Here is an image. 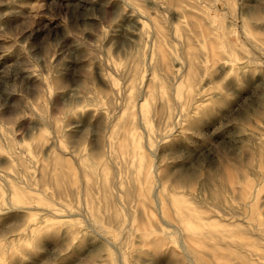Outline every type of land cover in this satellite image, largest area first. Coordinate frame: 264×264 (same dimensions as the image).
Wrapping results in <instances>:
<instances>
[{
	"label": "rangeland",
	"instance_id": "obj_1",
	"mask_svg": "<svg viewBox=\"0 0 264 264\" xmlns=\"http://www.w3.org/2000/svg\"><path fill=\"white\" fill-rule=\"evenodd\" d=\"M123 1L0 0V264H264V0H189L180 16L135 0L190 34L192 101L160 70L164 87L142 92L150 63ZM131 134L142 171L119 148ZM183 201L211 222L200 243L177 227Z\"/></svg>",
	"mask_w": 264,
	"mask_h": 264
},
{
	"label": "bare ground",
	"instance_id": "obj_2",
	"mask_svg": "<svg viewBox=\"0 0 264 264\" xmlns=\"http://www.w3.org/2000/svg\"><path fill=\"white\" fill-rule=\"evenodd\" d=\"M111 1V0H110ZM115 1V0H114ZM117 1V0H116ZM120 1V0H118ZM153 5L159 7V8H162L164 9V11L166 12H170V13H177L179 16L184 14L185 12H189V9H188V6L189 4L192 5V3H189L186 5V3L189 1V0H149ZM197 1V0H196ZM191 2V1H190ZM231 2V0H230ZM124 5L123 9L120 11L123 12V16L125 18H127L128 20H130L131 22H133V26H132V29L130 30L129 32V39L131 42L135 43L137 46H145L146 48V53L148 55V60H149V63H150V73L148 74L147 77L148 80H149V83L147 84V86H145V88H142L140 87V89L142 90V92H146V93H152L154 92L157 87L161 88L164 87V82H162L161 80L164 79L162 78L161 76V79L160 81L157 79L158 78V73L157 71L160 70L161 73L164 75V76H175L177 77V79H179V81H186L187 83V97L191 99L193 98H196V94L195 93V89H194V81H193V70H194V65L196 63V56L194 54V52L191 50V47H192V44L190 42V38L188 33L184 32V38L183 40L181 38H179L177 36V33H176V30L172 27V26H169V28L167 29L168 26H166L164 24V22L160 19V18H157V17H153L152 15L150 14H146L142 8L140 7V5L135 1V0H125L122 2ZM201 4V3H200ZM232 4V2L230 3ZM205 6V5H204ZM228 6V5H227ZM230 7V6H229ZM205 10V9H204ZM192 12V11H191ZM204 12V11H203ZM117 13V12H116ZM193 13V12H192ZM192 13H187V14H190L189 16H191ZM176 14V15H177ZM195 14V13H193ZM169 15V13H168ZM174 15V16H176ZM161 17V16H160ZM178 17V16H177ZM177 17H175V19H177ZM191 18V17H190ZM197 18V17H196ZM166 19V18H164ZM193 19V18H192ZM119 20V18H118ZM190 20V19H189ZM194 20V19H193ZM177 21V20H176ZM184 21V20H183ZM204 21V20H203ZM190 22V21H189ZM197 22V21H196ZM194 22V23H196ZM205 24V22L203 23ZM208 25V23H206ZM197 25V24H196ZM203 27V25H201ZM206 26V25H205ZM193 27V26H192ZM191 27V28H192ZM185 29V28H184ZM204 29V27H203ZM206 29V28H205ZM194 30V29H193ZM208 31V30H207ZM196 34L199 35V33H197V31H195ZM205 32V31H204ZM211 33V32H209ZM201 35V33H200ZM199 35V37H200ZM104 37V36H103ZM259 37V36H258ZM168 38H172L174 40H177L179 42V45H180V48H181V51L184 50V56L183 59H179V57H177L174 52H172L168 46H167V40ZM211 38V37H209ZM207 38V39H209ZM212 40V41H211ZM211 40H208L211 44V42H213V38ZM211 41V42H210ZM170 42V41H169ZM195 43V42H193ZM252 43V42H251ZM214 44V42H213ZM212 46L213 48L215 46ZM139 47V48H140ZM196 47V46H195ZM198 47V46H197ZM211 47V48H212ZM210 48V47H209ZM210 48V49H211ZM212 48V49H213ZM210 51V53H212V50ZM201 50V49H200ZM136 52V51H135ZM140 52V50H139ZM198 53V52H197ZM201 53V52H200ZM216 54V50H214L213 54ZM218 54L217 55H220L219 52H217ZM135 54V53H134ZM214 54V55H215ZM146 55V56H147ZM202 54H200L201 56ZM212 55V54H211ZM213 55V56H214ZM141 56V55H140ZM203 56V55H202ZM223 58L225 56L221 55ZM128 57V56H127ZM138 58V56H136ZM221 57V58H222ZM139 59V58H138ZM215 60L217 58H214ZM135 60V59H134ZM200 60V59H199ZM219 59H217L218 61ZM140 61V59H139ZM216 61V62H217ZM220 61V60H219ZM127 62V61H126ZM243 63V62H242ZM112 64V63H111ZM130 64V63H129ZM247 64V63H246ZM112 66V65H111ZM200 66V65H199ZM246 67V65H245ZM109 68V67H108ZM113 68V67H112ZM228 68V67H227ZM115 70V69H114ZM137 71V70H136ZM129 72V71H128ZM127 72V73H128ZM138 72V71H137ZM133 75V74H132ZM137 77V76H136ZM135 77V78H136ZM138 77H139V74H138ZM137 77V78H138ZM125 78V77H124ZM195 78V77H194ZM37 79V78H35ZM107 79H108V83L109 85L111 86L112 89L115 90V85H114V81L113 79L111 78V76H107ZM173 79V78H172ZM136 81V80H135ZM173 85V84H172ZM166 86V85H165ZM168 88V87H167ZM83 91V90H82ZM141 93V92H140ZM139 93V94H140ZM145 93V94H146ZM155 94V93H154ZM218 94V93H217ZM112 95V93H111ZM134 95V94H133ZM132 95V96H133ZM138 95V94H137ZM136 95V96H137ZM161 96L160 98V101L162 104H164L165 102H171V99L173 100V96L174 94H172L173 96H171V98H168V99H165L162 94H159ZM198 95V94H197ZM201 95V94H200ZM142 96V95H141ZM140 96V97H141ZM120 97V96H119ZM138 97V96H137ZM202 97V96H201ZM112 99V97H111ZM110 99V100H111ZM138 99V98H137ZM109 100V101H110ZM135 100V99H134ZM92 101V99H91ZM192 101V100H191ZM112 102V101H111ZM113 103V102H112ZM118 104V103H117ZM202 105V103H201ZM160 106V105H159ZM170 108V107H169ZM168 108V109H169ZM178 108V107H177ZM112 109V108H111ZM162 109V108H161ZM92 112V110H90ZM138 111V110H137ZM140 112V111H139ZM170 112V110H169ZM142 113V117L140 118V126H142L146 131L149 132L150 128H148V124L146 123L145 121V115H144V112H141ZM155 113V112H154ZM75 116V115H74ZM49 117V116H48ZM161 117V116H160ZM77 119V118H76ZM77 122H79L77 120ZM75 124V123H74ZM54 126V125H53ZM55 130H54V136H56V131L59 130L57 129L56 127V124H55ZM252 131V130H251ZM46 135V134H45ZM51 135V134H50ZM256 135V134H255ZM258 135V134H257ZM256 135V137H257ZM136 134H131V140L128 141V140H123L119 143V148L121 149L122 152L126 151V150H131L132 153L134 155H137L139 156V160H138V164H139V171H142L144 168V163H145V160L144 158L142 157L143 156V151L141 149V144L139 143L138 139H136ZM49 138V137H47ZM130 139V138H129ZM256 140V139H255ZM149 142V140H148ZM52 144V143H51ZM55 144V143H54ZM152 145V144H151ZM13 146V145H12ZM60 146V145H59ZM49 147V146H48ZM57 147V146H56ZM61 148L63 149V147L61 146ZM60 148V149H61ZM150 149V148H149ZM24 151V150H23ZM64 151V150H63ZM151 151V149H150ZM153 151V150H152ZM164 152V151H163ZM166 153V152H165ZM59 154V153H58ZM54 156V155H53ZM51 156V157H53ZM81 156V155H80ZM81 158V157H80ZM160 158V157H159ZM82 159V158H81ZM19 160V159H18ZM161 160V159H160ZM159 160V161H160ZM55 161L58 165H60V168L59 170L57 169V174H59V177L60 175H62V166L63 164L65 163L63 157L60 155H57L55 156ZM88 164V163H87ZM133 164V163H132ZM137 164V162H136ZM91 166H92V163H91ZM177 167V166H176ZM258 168V167H257ZM84 169V167H83ZM90 170V169H89ZM86 171V175L87 176H90V173L92 174L91 171ZM243 170V169H242ZM132 171H134L132 169ZM179 171V170H178ZM8 172V171H6ZM255 172V171H254ZM133 173V172H131ZM169 175V174H168ZM188 175V174H187ZM58 176V175H57ZM65 176V175H64ZM167 176V175H166ZM190 177V175H189ZM1 178L4 180V182H6L7 184V190H9L10 192H13V193H16V189H15V186L12 184L13 182H11V179L10 177H8V175H1ZM58 179V177H56ZM134 178V177H133ZM143 178V177H142ZM66 179V178H65ZM91 179V177H90ZM161 179V178H160ZM179 179V178H178ZM230 179V178H229ZM61 180V179H59ZM58 180V181H59ZM108 180H109V176L107 174V172H105V175L103 176V182H104V185H107L108 183ZM134 180V179H133ZM191 180V179H190ZM65 181V180H64ZM110 181V180H109ZM60 182V181H59ZM181 182V181H180ZM188 182V181H187ZM67 183V182H66ZM87 185H91L90 184V181H88V178L86 179V182H85ZM116 183V182H115ZM161 183V182H160ZM58 184V183H57ZM127 184V183H126ZM60 185H62L60 183ZM128 185V184H127ZM133 185H134V182H133ZM57 186V185H56ZM108 186V185H107ZM135 186V185H134ZM137 186V185H136ZM162 186V185H161ZM59 187V186H58ZM127 187V186H126ZM125 187V188H126ZM132 187V186H131ZM163 187V186H162ZM60 188V187H59ZM124 188V189H125ZM75 189V188H73ZM128 189V188H127ZM134 189V188H133ZM157 189V188H156ZM64 190V189H63ZM129 190V189H128ZM162 190V189H161ZM238 190V189H237ZM134 191V190H133ZM140 191L143 192L142 189H140ZM157 191V190H155ZM215 191V190H214ZM126 192V191H125ZM169 192V191H168ZM220 192V191H219ZM145 194V192H143ZM129 194V193H128ZM158 194V192H155V198H156V195ZM219 194V193H218ZM217 194V195H218ZM116 196V195H115ZM132 196V194H131ZM170 196V195H169ZM216 196V195H215ZM222 196V195H221ZM7 195L4 194V191H2L0 189V199L3 198V199H6ZM223 197V196H222ZM222 197H221V200H222ZM140 199V198H139ZM171 204H175V201L179 202L180 201V198L179 197H176V198H170L169 199ZM230 201V200H229ZM220 202V201H219ZM181 205L182 206H179V207H174V210H175V213L177 215V218L179 220V225H177V227L180 229V233L182 232L183 235H185L186 237L194 240V241H197V242H202L201 238H203V235L206 233L202 228H200L201 224L202 223H208L210 224L211 222L209 221H205L203 222L202 219H205L206 216L204 215H201V214H197L195 212H193L190 208L189 205H187V203H185L184 201L181 202ZM215 205V204H214ZM231 205V204H230ZM233 205V204H232ZM158 207H162V203L160 202V200L158 201ZM176 206V205H175ZM218 206V205H217ZM228 206V205H227ZM20 208V206H17ZM25 207V206H23ZM31 207V206H29ZM219 207V206H218ZM3 208V207H2ZM5 208V207H4ZM14 208L13 206L11 207V209ZM230 208V206H229ZM220 209V208H219ZM3 210V209H2ZM50 210V209H49ZM5 211V210H4ZM8 211V210H6ZM208 211V210H207ZM233 211V209H232ZM142 212V211H141ZM210 212V211H209ZM213 212V210H212ZM214 213V212H213ZM224 214V213H223ZM85 215V214H84ZM117 215V213H116ZM86 217V216H85ZM120 217V216H119ZM130 217V216H129ZM161 217V216H160ZM116 220V218H115ZM119 220V219H118ZM162 220V219H161ZM38 222V221H37ZM238 222V221H237ZM245 223V222H244ZM129 224V223H128ZM127 225V224H126ZM173 226V225H172ZM131 227V226H130ZM157 227V226H156ZM254 227V226H253ZM92 228V227H91ZM96 229V228H95ZM160 229V228H159ZM239 230H242V228H238ZM245 228H243L244 230ZM37 230V229H36ZM162 230V229H161ZM213 231V230H212ZM246 231V229H245ZM249 231V229L247 230ZM210 232V231H208ZM152 233V232H151ZM181 235V234H180ZM216 235V234H215ZM107 237V236H106ZM220 239V238H219ZM110 241V240H109ZM187 241V240H186ZM17 242V241H16ZM159 242H156L158 245H159ZM212 242V241H211ZM228 242H231L228 241ZM238 242V241H237ZM181 243V242H180ZM191 243V242H189ZM214 243V242H212ZM216 243V242H215ZM154 244V243H153ZM232 244V243H231ZM155 245V244H154ZM182 245V244H181ZM217 245V244H215ZM183 246V245H182ZM239 246V245H238ZM114 247V246H113ZM223 247V246H222ZM234 247V246H233ZM155 248V247H154ZM157 248V247H156ZM224 248V247H223ZM160 249V248H159ZM158 249V250H159ZM215 249V248H214ZM235 250V248H234ZM160 251V250H159ZM184 251V250H183ZM203 251V250H201ZM236 251V250H235ZM253 251V250H252ZM3 252V251H2ZM185 252V251H184ZM204 252V251H203ZM238 252V250L236 251ZM255 252V251H254ZM253 252V253H254ZM194 253V252H193ZM206 253V252H204ZM209 253V252H208ZM207 254V253H206ZM239 254V253H238ZM187 255V254H186ZM242 255V254H241ZM188 256V255H187ZM210 256V255H209ZM240 256V255H239ZM241 257V256H240ZM190 258V257H189ZM192 259V262L194 261L193 258ZM214 259V258H213ZM121 261V260H120ZM244 263H245V258H244ZM122 262V261H121ZM214 262V261H213ZM255 262V261H254ZM189 263V262H187ZM225 263V261H224ZM258 263V262H257ZM195 264V263H194ZM216 264V263H215Z\"/></svg>",
	"mask_w": 264,
	"mask_h": 264
}]
</instances>
